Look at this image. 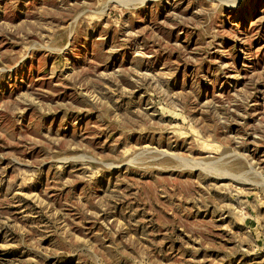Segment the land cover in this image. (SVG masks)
Instances as JSON below:
<instances>
[{
  "label": "rangeland",
  "instance_id": "1",
  "mask_svg": "<svg viewBox=\"0 0 264 264\" xmlns=\"http://www.w3.org/2000/svg\"><path fill=\"white\" fill-rule=\"evenodd\" d=\"M0 264H264V0H0Z\"/></svg>",
  "mask_w": 264,
  "mask_h": 264
}]
</instances>
